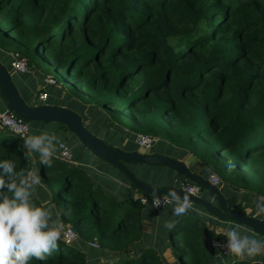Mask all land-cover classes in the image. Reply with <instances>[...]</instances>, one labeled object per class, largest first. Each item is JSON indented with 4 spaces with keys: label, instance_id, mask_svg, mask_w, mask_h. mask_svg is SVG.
Segmentation results:
<instances>
[{
    "label": "trees",
    "instance_id": "obj_1",
    "mask_svg": "<svg viewBox=\"0 0 264 264\" xmlns=\"http://www.w3.org/2000/svg\"><path fill=\"white\" fill-rule=\"evenodd\" d=\"M0 54L23 58L29 68L45 57L61 75V81L52 77L68 96L65 102L92 108L91 129L82 123L100 141L132 153L137 135L150 136L169 149H152V155L183 164L193 157L189 171L207 182L210 167L227 206L264 221L254 215V201L264 197V0H0ZM63 103L56 99L51 106ZM22 145L0 128V160L27 173L33 161ZM228 163L235 165L231 172ZM39 168L48 188L63 176L60 220L76 241L97 246L92 264H165L164 249L178 264L253 263L206 246L224 239L205 224L221 221L213 211L193 205L205 216L190 211L176 218L172 231L162 218L156 247L147 246L142 208L157 212L150 205L111 198L83 169L56 156L51 167L40 162ZM171 171L177 181L160 187L137 179L154 188L197 185ZM197 186L201 198L214 202ZM241 194L250 214L236 207ZM166 209V218H173L172 206ZM74 243L66 244L62 233L58 248L31 264H88Z\"/></svg>",
    "mask_w": 264,
    "mask_h": 264
},
{
    "label": "clouds",
    "instance_id": "obj_2",
    "mask_svg": "<svg viewBox=\"0 0 264 264\" xmlns=\"http://www.w3.org/2000/svg\"><path fill=\"white\" fill-rule=\"evenodd\" d=\"M25 156L39 154L40 162L46 167L52 166L53 157L58 151L59 139L47 131L38 135L22 137ZM235 165L228 163L231 172ZM211 179H215L212 169L206 168ZM36 171L17 172L12 160H0V264H31L33 259L45 260L58 248L62 239L63 225L54 218L52 207L39 206L33 200L36 187L40 184ZM122 187V181L117 180ZM119 196V191L113 193ZM139 195V194H135ZM144 199L143 196H140ZM172 206V217L163 223L168 231L174 230L179 217L190 211H197L201 217L205 213L194 209L191 194L185 191L183 196L175 190H169L162 197L154 191L152 207ZM254 215L264 219V197L254 201ZM208 231L224 239L214 243L217 248L240 261L251 260L253 264H264L256 259L264 257V239L248 234V229L224 227L205 220Z\"/></svg>",
    "mask_w": 264,
    "mask_h": 264
},
{
    "label": "water",
    "instance_id": "obj_3",
    "mask_svg": "<svg viewBox=\"0 0 264 264\" xmlns=\"http://www.w3.org/2000/svg\"><path fill=\"white\" fill-rule=\"evenodd\" d=\"M0 92L11 110L18 118L28 123L58 124L64 126L67 131L74 134L82 145L97 158L116 168L127 180L146 193L153 194L156 191L159 195L166 194L169 190H175L183 196L184 191L177 188L164 189L154 188L141 183L131 172L128 164L141 166H160L169 168L181 173L188 181L196 183L205 189L209 199L214 203L203 198L191 196L193 205H198L207 210L213 211L221 221H230L240 226L250 228L254 233L264 237V221L248 217L244 213L231 209L227 206L224 197L216 187L211 186L207 181L199 176L192 174L188 167L180 161L166 156H156L149 154H140L138 152H124L113 149L92 135L82 123V118L73 111L57 106L40 105L31 106L21 97L19 91L11 80V74L8 68L0 63ZM91 107L87 111H91ZM2 111H0L1 113Z\"/></svg>",
    "mask_w": 264,
    "mask_h": 264
},
{
    "label": "crops",
    "instance_id": "obj_4",
    "mask_svg": "<svg viewBox=\"0 0 264 264\" xmlns=\"http://www.w3.org/2000/svg\"><path fill=\"white\" fill-rule=\"evenodd\" d=\"M6 56L7 57L4 56L3 58H5L6 60L8 59L7 60L8 64H9L8 70L10 71V63L12 61V58H10V57H12L13 55L12 54H8V55L6 54ZM0 62H1V60H0ZM10 72H11V76L17 77L20 80H22V82L20 84H21V87L23 88L22 89L23 95H21V96L25 102H27L28 104H35V103L39 104V103H41V105H49L48 103H46L47 101L46 102H40L38 99V96L41 93L47 92L46 90L48 88H50V87L54 88L56 86H45L43 81H42L44 76L40 77L39 75H37L35 69L30 70L26 74H16V73H13L12 71H10ZM45 76H51L52 77V75L50 73L46 74ZM64 95H66L65 92H64ZM53 99H54V101L56 99H58L59 101L64 102L63 108L70 109L71 107H76L79 111L82 110L80 107V103L76 104L75 106L74 105H70V106L66 105L68 103V101H67V103L65 102V97L63 95H59V97L55 96V97H53ZM6 109H8L7 106L6 107L0 106V111H4ZM82 111H81V114H83L82 119L84 121V124L86 126H90L91 119L87 118L86 115H84L85 111H83V112ZM52 125H54L53 126L54 131H55V133L57 132L56 133L57 135H60V136H66L67 135L68 131L63 129L60 125L55 124V123ZM103 132L106 134L105 130H103ZM101 135H102V133L100 134L101 138L104 137V135L103 136H101ZM60 143H63L69 147V145L65 141H60ZM125 144H126V141H124L122 143V145H125ZM69 149H71V148H69ZM152 149L155 151L154 147ZM137 152L140 154H151L150 152L149 153H144V152L141 153L139 151H137ZM71 154L73 157L74 165L79 167L78 163L80 161V158H78L77 155L76 156L73 155L72 152H71ZM90 154H91V157L85 158L83 162L85 164H87V166L94 167L95 172L100 174L101 176H103L104 179H106V183H104L103 181L93 180L91 178L93 180L95 187L100 188L108 196H110L111 198H113L115 200H119V201L123 200L125 198H128V197H134L135 194L143 195L142 192H140L137 188H133L132 185L127 180V178L121 172H119L116 168L107 164L106 162L102 161L101 159L97 158L94 154H92V153H90ZM57 155H58V153H57ZM57 155H56V157H57ZM185 165L188 168L195 167V159L193 157H189L185 161ZM128 167L130 168V170L132 171V173L135 175L136 178H138L139 180H142V181H146V182L153 184L154 186H157V187L164 186L167 184H171V183H174L175 181H177V177H173L172 180L167 182V179L160 173V170L157 167H153V166L152 167H150V166L146 167V166L135 165V164H129ZM209 177H210V175H209ZM209 177H208V179H209ZM117 180L122 181L123 185H125V186L122 187L120 184H118L116 182ZM42 188H44V187L41 186V191H42ZM43 191L45 192L46 189L44 188ZM116 191H119V196L113 195V193ZM45 193H47V191ZM226 194H227V192H226ZM48 196H49V194L47 193L46 197L48 198ZM240 199H241L240 202L242 201V203L241 204L238 203L236 207L239 210L242 207V208H244V210L246 212V210H247V207H245L246 202L244 201V199H242V194H241ZM213 203L214 202H212V204ZM41 206H42V204H41ZM248 209H250L251 211L249 213L248 212H246V213L250 214L252 212V208H248ZM167 210L168 209H165L161 212H153L150 208H142V222H143V226L145 228V232L150 234L152 239H154V244L152 245V247H156L157 236H158V232L160 231V225L162 222V218L165 217L164 219H168V218H166V211ZM58 211H59V209H58ZM213 224H218V225H221L224 227H235L237 225V224L233 225L229 222H223V221H214ZM207 242L210 243L211 241L208 240ZM209 243H208V247H209ZM162 255H163V258L165 260V264H178V262L172 256L170 249H164ZM261 258H264V257H259L258 259L263 261V259H261Z\"/></svg>",
    "mask_w": 264,
    "mask_h": 264
},
{
    "label": "rangeland",
    "instance_id": "obj_5",
    "mask_svg": "<svg viewBox=\"0 0 264 264\" xmlns=\"http://www.w3.org/2000/svg\"><path fill=\"white\" fill-rule=\"evenodd\" d=\"M4 56L7 57L6 54H0L1 64L3 66H5L6 68H8V65H9L8 62H7L8 59L6 60L5 58H3ZM10 58H12V57H10ZM33 62H34L33 63L34 66L32 68H29V70H34L35 69L37 75H39L40 77L41 76H44L45 77L46 74H49L50 73L52 76L54 75L57 78V80H60V81L62 80L61 79V75L54 72L53 68L49 65L48 60L45 57L41 56L40 58H35ZM44 77H43V79H44ZM43 79H42V81H43ZM11 80L14 83L15 87L17 88V90L19 91L20 95H23V90H22L23 88L21 87V84H20L22 82V80H20L17 77H14V76H11ZM54 86H56V87H54V88L53 87H50V88H48L46 90L47 92H45V94L47 95V102L46 103H48L49 105H53L54 104L53 97H55V96L59 97V95H63L64 97H68L67 95H64V92H63L64 89H62L59 84L58 85L56 84ZM76 104H79V102H77L74 99L72 100L70 98L68 100V103L66 105H68V106L74 105L75 106ZM0 106H3V107H6L7 106L6 103H5V101H4V98H3L2 94H1V92H0ZM66 109H68V108H66ZM69 110L73 111L74 113H76L77 115H79L81 118L83 117V114H81V111L82 110L79 111L76 107H71ZM90 112H88L86 110L84 112V115H86V117L88 118V114H90ZM53 126L54 125H52V124H43V123H39V122L29 123V133H28V135H38V134H40L41 131H47L50 134L55 135L59 139V141H65L69 145V148H71L70 151L73 153V155H75V156L77 155V157L80 158V161L78 163V166L81 169H83L87 173V175H89L93 180L103 181L104 183H106V179H104V177L101 176L100 174L96 173L94 167L87 166V164H85L83 162L85 158L91 157V154L82 145V143L77 139V137L74 134L70 133L69 131H68V133H67L66 136L57 135L56 134L57 132L55 133ZM89 129H91V127ZM101 132H102V135L101 136H103V135L105 136V133L103 131H101ZM91 133H94V132H91ZM22 148H23V145H22ZM154 148H155V151L154 152H157V153H160V154H165L169 150L167 147L161 146V144H155ZM137 151H139V152L142 153V151L139 150V149H137ZM57 153H58V151H57ZM30 157H31V159L33 161V166H32V170L31 171H36L38 173V175L40 177V181H41V171H40V168H39V163H40L39 154L34 153ZM153 167H158V169L160 170V173L166 179H169L170 177H173L175 175L168 168L160 167V166H153ZM62 180H63V176L57 177L55 179V181L52 184H50V188L46 187V185L41 182L36 187V190H35V192L33 194V196L40 201V203L42 204V206L52 207L54 218H58L60 222H61V220H60V210H61V208H58L56 206V202L61 203L59 201L60 196L58 194L59 193L58 192V188H59V185L62 182ZM41 186H43L46 189L47 193L49 194L48 198L46 197V194H47V193H45L46 191L45 192L43 191L44 188H42V191H41ZM59 205H61V204H59ZM58 209H60V210L58 211ZM250 211H251L250 209H247L246 210V212H248V213ZM224 222L231 223L230 221H224ZM231 224L236 225L233 222ZM67 226L68 225H66V226L63 225V231L65 230V228ZM241 228L248 229V234L249 235H253V236H255L258 239H264V237H262L261 235H258L256 233H254L248 227L241 226ZM146 236L147 237L144 240V244L147 245V246H152L154 244V239H152L151 235L148 234V233H146ZM208 243L209 242H207V244H206L207 247H208ZM74 246H76L81 251L85 252L86 259H87V263L88 264L94 263L96 261V259L98 258L99 254H100V251L99 250H92L93 248H96V247L91 246L89 243L81 242L80 240L75 241ZM258 258L259 257H257L256 259H258ZM261 259H263V261H264V258H261ZM246 261L252 262L251 260H246Z\"/></svg>",
    "mask_w": 264,
    "mask_h": 264
},
{
    "label": "built area",
    "instance_id": "obj_6",
    "mask_svg": "<svg viewBox=\"0 0 264 264\" xmlns=\"http://www.w3.org/2000/svg\"><path fill=\"white\" fill-rule=\"evenodd\" d=\"M10 71L16 74H26L28 73L29 67L28 63L23 58H17L15 56H12V61L10 63ZM11 74V72H10ZM43 83L45 86H54L57 84L56 80L51 76H45L43 79ZM38 99L40 102H46L47 101V95L45 93H41L38 96ZM0 128L6 129L10 133L14 134L18 138L22 139V137H26L29 133V123L18 118L11 110L6 109L0 113ZM23 140V139H22ZM156 143V139L145 136V135H137L135 139V144L139 150H141L144 153H149L152 148L154 147ZM58 155L57 159L60 162L67 163V164H74L73 157L71 154V151L69 147L63 143H60L58 146ZM208 183L216 187L220 184V180L215 176V179H211L209 177ZM182 191H189L191 196L196 198H201V191L199 186L195 184H186L185 186H182ZM140 196H143L144 199H141ZM163 195H161L162 197ZM134 200L138 201L142 206L150 205L152 207V196L147 195H135L133 197ZM167 207H171L169 204H165L162 207L159 208H153L155 211L159 212ZM77 239V236L75 232L67 226L63 232V240L66 242V244L74 243ZM220 241L217 240H211L209 243V248L212 249L214 252H216L219 255L222 256H230L227 255L223 249L217 248L214 246V243H217ZM93 247H97L95 244H90ZM253 264V263H252Z\"/></svg>",
    "mask_w": 264,
    "mask_h": 264
}]
</instances>
